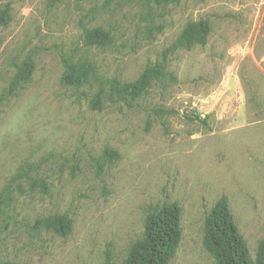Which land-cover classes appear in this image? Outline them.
<instances>
[{"label": "rangeland", "instance_id": "1", "mask_svg": "<svg viewBox=\"0 0 264 264\" xmlns=\"http://www.w3.org/2000/svg\"><path fill=\"white\" fill-rule=\"evenodd\" d=\"M0 264H122L150 205L176 203L169 264H214L204 218L226 198L254 259L264 239V0H0ZM166 77L91 108L99 79L136 80L190 23ZM83 26L110 42L83 44ZM91 64L63 84V60ZM196 117H199L197 119ZM115 153L116 155H114ZM65 216L71 232L49 223Z\"/></svg>", "mask_w": 264, "mask_h": 264}, {"label": "trees", "instance_id": "2", "mask_svg": "<svg viewBox=\"0 0 264 264\" xmlns=\"http://www.w3.org/2000/svg\"><path fill=\"white\" fill-rule=\"evenodd\" d=\"M175 1L155 0L156 3ZM8 13V6L0 11V26L5 25ZM209 32L210 27L206 22L188 24L174 43L162 52L161 60L147 67L132 82L100 78L99 89L91 108L101 110L103 101L110 104H130L138 100L153 83L171 77L166 71L171 54L179 49L188 50L194 45L204 46ZM82 38L86 47L109 43L111 40L109 32L101 27L83 26ZM62 64V82L66 86L79 87L96 76L91 64L74 62L72 59H64ZM196 118L200 120L199 117ZM49 224L60 237L67 236L72 229L71 221L65 216L57 217ZM180 236V210L177 204L150 205L145 210L142 235L132 244L122 264H169L178 248ZM203 246L214 264H264V239L259 243L254 259H251L224 197L204 218ZM105 264H113L108 253Z\"/></svg>", "mask_w": 264, "mask_h": 264}]
</instances>
